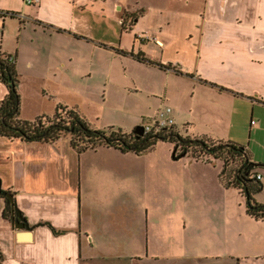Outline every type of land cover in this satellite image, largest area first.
I'll use <instances>...</instances> for the list:
<instances>
[{"label":"crops","instance_id":"1","mask_svg":"<svg viewBox=\"0 0 264 264\" xmlns=\"http://www.w3.org/2000/svg\"><path fill=\"white\" fill-rule=\"evenodd\" d=\"M0 14V55L14 59L22 120L64 106L95 130L130 133L169 108L180 137L241 146L240 120L251 129L255 111L264 113V0H0ZM6 95L0 84V102ZM99 151L119 153L77 154L67 137H0V189L30 228L4 218L0 198L3 264H93L90 187L99 188V168L135 163L97 161ZM256 246L246 260L264 264V243Z\"/></svg>","mask_w":264,"mask_h":264},{"label":"rangeland","instance_id":"2","mask_svg":"<svg viewBox=\"0 0 264 264\" xmlns=\"http://www.w3.org/2000/svg\"><path fill=\"white\" fill-rule=\"evenodd\" d=\"M248 119L240 120L236 139L252 163L261 165L254 173L264 179V113L255 111L251 129ZM105 152L92 157L112 165L114 160L135 163L117 171L99 168L93 184L99 188L90 187L97 203L88 216L93 264H251L246 257L264 243V221L249 219L243 198L217 181L220 162L189 163L179 153L174 159L175 148L163 142L143 156ZM262 185L255 198L264 201V180ZM118 207L130 211L116 212Z\"/></svg>","mask_w":264,"mask_h":264},{"label":"trees","instance_id":"3","mask_svg":"<svg viewBox=\"0 0 264 264\" xmlns=\"http://www.w3.org/2000/svg\"><path fill=\"white\" fill-rule=\"evenodd\" d=\"M1 15V14H0ZM0 56V84L7 89V95L0 102V137L20 140L25 143L54 144L67 137L71 148L77 153L95 152L100 148L113 149L121 154L144 155L156 143H168L175 148L174 159L188 156L206 163L220 162V183L226 189H233L243 198L245 215L253 221H264V205L256 203L254 196L262 191L259 181L255 180L254 170L261 165L253 164L247 157L244 147L233 143L212 141L205 138H182L173 127L161 128L149 134L138 136L133 132L124 133L119 129L106 128L95 130L74 109L58 106L51 116H40L32 121L20 119V98L16 91L18 76L14 59ZM137 61L152 64L142 56ZM158 66V65H157ZM160 68H165L159 66ZM176 155H178L176 157ZM12 194L0 189L4 201L2 216L20 221L28 228L22 214L7 196ZM0 264L3 258L0 253Z\"/></svg>","mask_w":264,"mask_h":264},{"label":"built area","instance_id":"4","mask_svg":"<svg viewBox=\"0 0 264 264\" xmlns=\"http://www.w3.org/2000/svg\"><path fill=\"white\" fill-rule=\"evenodd\" d=\"M23 4L26 6H33L40 2V0H22ZM143 38L142 36H140ZM9 61L13 60V57H8ZM171 110L169 108H164L162 110H159L156 114L155 118H153L151 125H142V132L143 135L149 134L152 131H157L161 128H168L173 127V120L170 118ZM250 125H253V122H250ZM261 177L260 175H256L255 180L260 181Z\"/></svg>","mask_w":264,"mask_h":264},{"label":"water","instance_id":"5","mask_svg":"<svg viewBox=\"0 0 264 264\" xmlns=\"http://www.w3.org/2000/svg\"><path fill=\"white\" fill-rule=\"evenodd\" d=\"M134 134L138 135V136H142L143 132H142V128L138 127L133 131ZM7 198L11 201L12 198L8 195ZM15 226L20 229L23 230L25 228L24 224L20 221L15 223Z\"/></svg>","mask_w":264,"mask_h":264}]
</instances>
